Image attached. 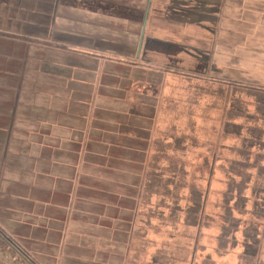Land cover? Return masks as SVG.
Instances as JSON below:
<instances>
[{"label": "crops", "instance_id": "crops-1", "mask_svg": "<svg viewBox=\"0 0 264 264\" xmlns=\"http://www.w3.org/2000/svg\"><path fill=\"white\" fill-rule=\"evenodd\" d=\"M148 6L0 0V229L32 264H126L152 176L185 148L169 86L264 89V0Z\"/></svg>", "mask_w": 264, "mask_h": 264}, {"label": "rangeland", "instance_id": "rangeland-1", "mask_svg": "<svg viewBox=\"0 0 264 264\" xmlns=\"http://www.w3.org/2000/svg\"><path fill=\"white\" fill-rule=\"evenodd\" d=\"M247 86L215 80L209 86L192 79L169 86L178 102L171 97L168 112L173 111L174 120L181 113L176 129L185 146L173 156L187 175L178 187L170 186L173 197L151 194L150 187L142 197L148 208L141 213L142 221L133 224L126 264H264V145L245 146L247 128L264 129V119L246 118L248 113L257 116L255 98L243 89ZM186 100H191L188 105ZM158 185L162 192V180ZM194 188L207 193L199 228L184 223ZM240 190L244 200L239 199ZM176 206L179 220L169 216ZM32 259L16 241L10 244L0 236V264H32Z\"/></svg>", "mask_w": 264, "mask_h": 264}, {"label": "trees", "instance_id": "trees-1", "mask_svg": "<svg viewBox=\"0 0 264 264\" xmlns=\"http://www.w3.org/2000/svg\"><path fill=\"white\" fill-rule=\"evenodd\" d=\"M245 92H247V95L255 98L256 102H257V116L254 115H248L246 116V118H250V119H255V117L258 118H262L264 119V89H259V88H254V87H249L247 86V88ZM237 106H240V102H235ZM263 112V115H260V113ZM260 115V116H258ZM244 127V126H242ZM239 129V128H238ZM241 130V127H240ZM247 130L250 132V135L248 136V138H246V143L245 146H247L248 148H251L253 146L259 145L262 146L264 145V139L262 138V135L264 134V129L263 128H256V127H248ZM238 134H240L239 132H237ZM164 172L162 173V175H165L166 172L171 173V176H165L160 178V175L158 174L156 177L153 175L151 178V184H149L148 186V192H149V187L150 192H152L151 194H154L155 191L158 194H164L166 196H172V189L170 186H175L178 187L180 179L186 177L187 172L186 170H184L183 167H181V164L178 163V161H172L171 164L169 166H165L164 167ZM164 178V179H163ZM162 180V187H163V191L160 192L159 189V185L160 184V180ZM158 185V188L156 190V186ZM232 185V183H231ZM192 195H191V201H192V205L191 207L186 210V216H185V225L187 227H193V228H199L203 223L202 220L204 219V210H205V203H206V192H203L201 190H196V188L191 190ZM241 192L242 190L239 191V199L244 200L241 197ZM156 215V214H155ZM149 216H151L149 214ZM170 219H178L180 218V214H179V207H175L173 208L170 213H169ZM140 223V221H139ZM142 224L141 227H143ZM146 229L147 226L145 225ZM146 234V233H144ZM0 236L2 238H4L7 242H9L10 244L14 243L13 239L10 238L2 229H0ZM16 250L22 253V250L20 248H18V246L14 245ZM249 247V246H248ZM24 255V254H23Z\"/></svg>", "mask_w": 264, "mask_h": 264}, {"label": "water", "instance_id": "water-1", "mask_svg": "<svg viewBox=\"0 0 264 264\" xmlns=\"http://www.w3.org/2000/svg\"><path fill=\"white\" fill-rule=\"evenodd\" d=\"M150 4H151V0H149V6H150ZM148 6V11H149V9H150V7ZM147 15H148V12H147ZM147 20V19H146ZM145 20V23H144V28H143V32H142V38H141V42H140V46H141V44H142V41H143V34H144V30H145V26H146V21Z\"/></svg>", "mask_w": 264, "mask_h": 264}]
</instances>
